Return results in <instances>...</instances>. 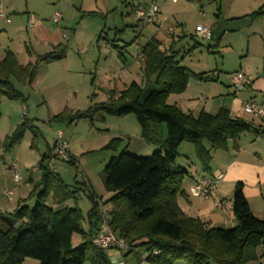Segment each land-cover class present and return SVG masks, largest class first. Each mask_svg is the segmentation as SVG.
I'll return each mask as SVG.
<instances>
[{
  "label": "rangeland",
  "instance_id": "1",
  "mask_svg": "<svg viewBox=\"0 0 264 264\" xmlns=\"http://www.w3.org/2000/svg\"><path fill=\"white\" fill-rule=\"evenodd\" d=\"M152 1L0 0L5 15L4 19H0V58L11 51L17 54L21 65H26L53 50L51 42L42 40L32 28H26L32 17L40 21L50 34L56 35L60 31L63 36L65 33L61 42L68 46L64 60L39 64L35 84L24 90L28 95L27 104L0 96V213L11 214L8 212H14L23 200L29 199L31 193L42 191V172L38 165L48 149H54L58 132L63 134L70 156L76 162V166H72L53 151L57 157L51 162L52 172L70 190L78 191L77 200L68 201L66 206L81 210L85 231L89 230L88 216L93 207L89 189L100 199L99 211H111L113 193L106 190L102 176L107 164L123 151L137 157H149L158 148L141 139L140 126L133 115L124 118L105 116L104 120L98 116L93 124L89 120L57 124L52 118L65 107L85 111L95 104L107 102L112 96H119L132 82L146 89L144 96L159 89L156 78L150 82L145 80L139 57V50L152 38L163 43L162 49L172 48L181 66L197 74L204 73V77L211 80L229 81L238 72L252 83L264 79V15L245 30L226 33L219 41L214 36L210 39L196 33L197 26L210 30L216 27L219 8L221 19L228 21L232 16L257 12L261 8L264 10V0H180L178 3L156 0L160 9L159 19L167 27L175 28L173 35L168 34L166 29L159 30L156 25L143 26L137 21L135 9ZM57 12L63 18L59 24L52 21ZM7 19L11 22L8 23ZM137 60L140 63H136ZM232 90L235 91L233 87ZM180 95H171L168 104H185L184 99L179 100ZM24 122L27 129L23 139L9 148L5 145L6 140ZM113 139L121 140L115 152L105 149ZM206 145L212 148L209 143ZM181 159L183 157L180 156L177 159L178 166L185 169L192 166L191 160L186 164ZM192 162L200 166L194 157ZM14 163L20 167V183H15L13 179L11 165ZM188 182L189 179H186L183 188ZM5 190L13 192L12 200L5 196ZM200 200L192 197L195 204H201ZM27 202L31 208L36 203L35 199ZM178 203L182 209L186 203L183 196H179ZM46 204L58 208L52 196ZM207 207L204 204L199 208ZM216 211L222 210L216 207ZM227 219L228 223L220 224L218 228L233 229L228 216ZM80 241L81 236L74 235V246H78ZM140 243L132 246L125 243L128 247L124 254L127 264H147L142 257L145 249L138 247ZM247 263L264 264V255ZM177 264L187 263L181 261Z\"/></svg>",
  "mask_w": 264,
  "mask_h": 264
},
{
  "label": "trees",
  "instance_id": "2",
  "mask_svg": "<svg viewBox=\"0 0 264 264\" xmlns=\"http://www.w3.org/2000/svg\"><path fill=\"white\" fill-rule=\"evenodd\" d=\"M263 15L261 8L247 17L255 21ZM221 17L219 8L217 22ZM162 47L161 41L152 38L141 50L143 76L147 82L156 78L159 89L144 96L146 89L132 82L107 102L85 111L65 108L52 121L72 124L89 120L93 124L98 116L104 120L105 116L133 115L140 126L141 139L158 148L149 157L123 151L118 158L111 159L102 174L106 190L113 193L112 209L107 213L110 228L127 245L141 242L138 247L145 249L144 262L246 264L257 260L255 252L264 244V220L252 212L243 184L236 185L233 196L232 211L237 225L230 230L210 227L201 219L188 216L179 206V196H186L183 183L190 174L178 167L176 161L181 144L191 143L202 171L209 176L212 151L228 150L230 142L236 144L247 133L264 135V129L233 117L226 108L216 114L201 111L194 115L168 104L171 95L186 92L191 80L211 79L181 66L177 53ZM67 51V43H61L27 65H21L16 54L8 51L0 60V96L27 104L28 95L24 90L34 83L38 64L59 62L66 58ZM26 127L24 122L5 145L13 148L19 144ZM120 141L113 139L105 149L118 151ZM205 143L211 145V150ZM53 151L49 148L38 165L42 172V191H34L29 197L35 199V206H28L30 200L25 199L11 214L0 213V264H25L27 259L37 260L39 264H113L107 250L93 243L102 222L100 199L88 190L93 207L88 216L89 230L85 231L81 210L66 206L68 201L77 200L78 191L70 190L51 170V162L57 157ZM68 163L76 166L73 157ZM50 196L58 208L46 204ZM74 235L81 236L78 246L73 244Z\"/></svg>",
  "mask_w": 264,
  "mask_h": 264
},
{
  "label": "crops",
  "instance_id": "3",
  "mask_svg": "<svg viewBox=\"0 0 264 264\" xmlns=\"http://www.w3.org/2000/svg\"><path fill=\"white\" fill-rule=\"evenodd\" d=\"M252 13L248 12L246 14H243L242 16H232L228 18V21H237L240 19H244ZM28 27L29 26H27L26 28L28 29ZM30 28H32L36 35H38L42 40L51 42L53 50L57 45L64 43L61 42L63 36L60 31H58L56 35L48 33L40 23V21H38L37 19L35 20L34 25ZM262 34L264 35V31ZM53 50H51V52ZM141 50H139V53H141ZM7 52H5L4 56H2L0 60L4 59ZM139 57L141 58V62L143 63V56L140 55ZM139 60H137L138 62L136 61V63H140ZM232 77H230L229 81L225 82H223L219 78H216V80H211L212 82H200L193 79L189 82L186 92L181 94L179 97V100L184 99L186 101L185 104H179V102H175L174 105L178 106L183 112L193 113L194 115H197L201 111H205L210 114H216L220 109L226 108L231 112L233 117L243 118L248 122L253 123L256 127H261L264 129L263 119L254 115H248L244 113L245 105L250 102L264 107V79L259 80L256 83H252L247 80L246 87L239 93L232 90ZM36 80L37 75L34 83L31 86L35 84ZM128 86H126V88ZM195 90H198V92H196L197 94L194 93ZM170 98L168 99V102ZM218 99L220 101H217ZM205 146L207 149H209L206 143ZM183 155L186 157H184ZM179 156L183 157V159L180 160L181 162L188 164V162L191 160L192 163V166L189 169H186L190 174V176L187 178L189 179V182L187 183V186H185V188H183L182 186V189L186 194V196L183 197L186 200V203L182 206V209L188 216L199 218L203 222L207 223L210 227H218L220 224H227L228 216L230 220L229 222L231 223L230 225H233V227H235L237 225V221L232 211L233 196L236 185L238 183H242L244 187V194L248 200L252 212L256 217L264 220V135L255 136L252 133H247L242 135L236 144L230 142L228 150L212 151L213 159L209 176L215 178L217 175L222 174L224 178L213 188L211 196L208 200H200L199 203L201 204H195L192 201L193 196H191L190 193V188L193 186L195 181L199 177L205 175V173L202 171L201 165L198 167L192 162L193 157L198 160V158L196 157L194 145L191 143L181 144L179 148ZM178 167L185 169V167L183 168L182 166ZM211 199H213V201ZM211 201L213 203H210ZM226 203L227 205H225ZM204 204L208 205V207L206 209H200L199 207L203 206ZM216 207L221 209L222 211H216ZM8 213H12V211ZM222 213L225 215H223ZM203 215H207L208 218L204 219ZM255 253L258 257L263 256L264 244L260 248H258ZM25 264L39 263L26 260Z\"/></svg>",
  "mask_w": 264,
  "mask_h": 264
},
{
  "label": "built area",
  "instance_id": "4",
  "mask_svg": "<svg viewBox=\"0 0 264 264\" xmlns=\"http://www.w3.org/2000/svg\"><path fill=\"white\" fill-rule=\"evenodd\" d=\"M173 3H177L180 0H171ZM134 15L139 23L143 26L147 25H156L159 30L166 29L168 34L173 35L175 33V28L167 27L162 20L159 19L160 10L157 5L156 0L152 1L149 4L139 5L135 11ZM0 18H5L3 6L0 4ZM62 14L55 13L52 21L56 24H59L62 21ZM35 18L32 17L29 19L28 26L32 27L35 22ZM7 22L10 23V19H7ZM196 33L207 38H213V30L207 29L202 26L196 27ZM65 37V33H63ZM141 53H139V56ZM247 80L243 73L238 72L232 77V86L235 91L240 92L246 87ZM244 111L248 115H254L264 120V107L256 103L250 102L247 103L244 107ZM56 154L64 161H71L72 157L69 152V145L64 140L63 134L61 132L57 133V140L55 143ZM13 172V179L15 183H20L22 177L20 175V167L17 163L11 165ZM224 176L222 174L217 175L215 178H212L207 175L199 177L193 186L190 188L191 196L200 198L201 200H208L211 196L213 188L223 180ZM5 196L12 200L13 192L10 190H5ZM102 214V222L100 224L99 231L93 239V243L107 250L113 264H126L124 254L127 250V245L120 241L115 233L112 231L109 225V216L107 213L100 211Z\"/></svg>",
  "mask_w": 264,
  "mask_h": 264
},
{
  "label": "water",
  "instance_id": "5",
  "mask_svg": "<svg viewBox=\"0 0 264 264\" xmlns=\"http://www.w3.org/2000/svg\"><path fill=\"white\" fill-rule=\"evenodd\" d=\"M252 23L251 18H244L237 21H226L221 19L213 29V36L216 40H221L226 33L240 32L248 28Z\"/></svg>",
  "mask_w": 264,
  "mask_h": 264
}]
</instances>
